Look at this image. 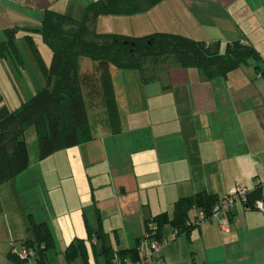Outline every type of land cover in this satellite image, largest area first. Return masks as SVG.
Returning a JSON list of instances; mask_svg holds the SVG:
<instances>
[{
  "label": "crops",
  "instance_id": "obj_1",
  "mask_svg": "<svg viewBox=\"0 0 264 264\" xmlns=\"http://www.w3.org/2000/svg\"><path fill=\"white\" fill-rule=\"evenodd\" d=\"M93 1L0 0V31L38 28L46 8L81 18ZM95 28L130 36L173 32L221 49L240 40L254 44L264 61V0H162L138 14L102 15ZM41 47L49 67L50 48ZM156 71L143 81L134 70L81 58L93 138L43 159L37 148L29 168L0 185V264H14L12 249L31 237L30 215L54 237L49 264H68L72 243L85 250L76 264H105L104 249L136 247L147 220L171 214L181 197L208 192L225 198L242 186L259 189L264 199V67L246 65L212 80L170 61ZM104 72L112 75L121 118L116 133L100 80ZM37 81L44 86L45 75ZM160 257L168 264H264V211L238 202L232 212L178 236ZM26 264H36L35 256Z\"/></svg>",
  "mask_w": 264,
  "mask_h": 264
},
{
  "label": "trees",
  "instance_id": "obj_2",
  "mask_svg": "<svg viewBox=\"0 0 264 264\" xmlns=\"http://www.w3.org/2000/svg\"><path fill=\"white\" fill-rule=\"evenodd\" d=\"M161 1L95 0L86 6L81 18L50 8L44 10L40 26L28 29L25 39L46 77V84L17 109L5 108L0 111V185L29 168V146L24 137L29 128L36 130L41 159L93 138L79 75L81 58L110 63L118 69L137 70L143 81L155 78L156 70L169 61L183 69L197 70L204 80L226 78L246 65H253L257 70L261 68L262 55L250 42L232 41L221 49L204 40L173 32L130 36L101 33L95 28L96 20L102 15H134L147 11ZM4 32L6 39H0L1 56L12 50L22 61L16 44L18 28L9 27ZM35 32L41 34L52 50L49 67L35 44L32 35ZM100 80L111 129L116 133L121 129V118L113 78L110 73L104 72ZM260 195L259 189L250 191L248 205L253 206L261 198ZM223 199L208 192L179 198L171 214L162 212L147 220L145 232L150 223H154L155 230L148 231V236L144 233L136 247L104 249L101 255L105 264H117L127 258L137 262L141 258L138 247L144 238L153 236L162 240L169 230H178V236L189 234L197 227L195 222L199 213L210 219ZM27 231L31 237L23 241L22 246L33 253L22 259L11 252L9 258L14 264H26L34 255L36 264H49L47 253L55 246V241L48 225L38 223L30 215ZM82 255H85V250L81 243H72L66 249L68 264H76Z\"/></svg>",
  "mask_w": 264,
  "mask_h": 264
},
{
  "label": "rangeland",
  "instance_id": "obj_3",
  "mask_svg": "<svg viewBox=\"0 0 264 264\" xmlns=\"http://www.w3.org/2000/svg\"><path fill=\"white\" fill-rule=\"evenodd\" d=\"M6 28L9 27L7 26ZM5 29L0 31V39H6ZM26 34L27 33L23 29L19 28L16 37V44L21 54L22 61L21 59L19 60L17 54L12 50L11 52L6 51L5 56H1L0 54V111L5 108L11 110L17 109L44 87L38 84L37 77L38 74H42V70L38 65L34 53L31 51V47L25 39ZM32 35L34 36L35 44L38 47L39 45L42 46L43 52H46L45 46H47L48 49L50 48L43 41L40 33L35 32L32 33ZM225 45L226 43H224L222 47ZM48 51L51 52V58L49 60L50 65L52 61V50L50 51L49 49ZM44 55L46 54L44 53ZM259 65L263 68L264 61H260ZM134 71L138 72L137 70ZM24 137L29 144L30 155L34 157L35 152L37 153V148L39 149V141L34 127L29 128ZM51 264H58V262H51ZM93 264L97 263L94 261ZM99 264H102V261L99 262Z\"/></svg>",
  "mask_w": 264,
  "mask_h": 264
},
{
  "label": "built area",
  "instance_id": "obj_4",
  "mask_svg": "<svg viewBox=\"0 0 264 264\" xmlns=\"http://www.w3.org/2000/svg\"><path fill=\"white\" fill-rule=\"evenodd\" d=\"M250 190L247 188H244L242 186H237L234 188L229 195H227L219 205H217L214 209V213L212 214V217L206 218L204 217V214L201 212L198 215V219L195 222L196 225H200L204 223L205 221L212 220L214 218H217L221 213H229L231 210L234 209L236 204L238 202H243L248 205V193ZM253 207L258 208L262 211H264V199H259L254 202ZM188 225H191L190 222L187 223ZM220 226L222 231L228 232L229 226L227 221H221ZM155 225L154 223H150L148 226V231H154ZM145 232L148 236L149 232ZM150 234V233H149ZM179 231L178 230H170L168 235L165 236L162 240H157L156 238L149 237L144 238L141 240L139 244V251L143 254L137 262H133L132 260L126 259L124 262H118L117 264H148L149 261L153 258L157 259L158 264H168L160 257V251L161 249L168 245L171 241L176 239L178 237ZM12 253L18 254L20 258L25 259L28 258L29 255H31L33 252L31 250H28L24 246H22L21 249H12Z\"/></svg>",
  "mask_w": 264,
  "mask_h": 264
}]
</instances>
